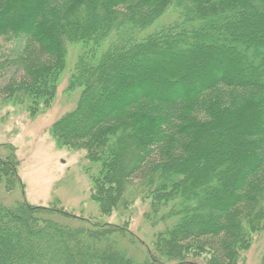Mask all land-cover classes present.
<instances>
[{"label":"trees","instance_id":"obj_1","mask_svg":"<svg viewBox=\"0 0 264 264\" xmlns=\"http://www.w3.org/2000/svg\"><path fill=\"white\" fill-rule=\"evenodd\" d=\"M75 44L52 134L99 164L103 215L140 197L173 221L137 260L124 226L0 204V264H238L264 231V0H0V102L49 106Z\"/></svg>","mask_w":264,"mask_h":264},{"label":"rangeland","instance_id":"obj_2","mask_svg":"<svg viewBox=\"0 0 264 264\" xmlns=\"http://www.w3.org/2000/svg\"><path fill=\"white\" fill-rule=\"evenodd\" d=\"M80 52V44L69 46L67 64L49 106L33 114L27 102H0V157L12 154L18 160L21 180L12 190L0 184V204L23 200L34 205L55 204L78 216L124 226L128 233L122 237L121 246L135 259L143 260L153 249L157 234L173 220L158 222L153 214L149 216L151 205L140 197L128 200L132 202L128 208L103 215L92 198L91 175L99 164L92 162L84 149L62 146L52 134L53 124L73 110L80 97L82 88L70 86ZM263 259L264 231L254 236L238 264H261Z\"/></svg>","mask_w":264,"mask_h":264}]
</instances>
